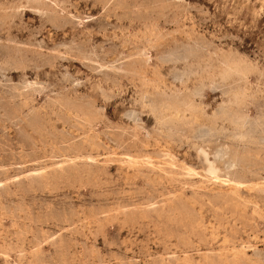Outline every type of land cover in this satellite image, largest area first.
I'll list each match as a JSON object with an SVG mask.
<instances>
[{"label": "rangeland", "instance_id": "374dc122", "mask_svg": "<svg viewBox=\"0 0 264 264\" xmlns=\"http://www.w3.org/2000/svg\"><path fill=\"white\" fill-rule=\"evenodd\" d=\"M0 264H264V0H0Z\"/></svg>", "mask_w": 264, "mask_h": 264}, {"label": "bare ground", "instance_id": "6f19581e", "mask_svg": "<svg viewBox=\"0 0 264 264\" xmlns=\"http://www.w3.org/2000/svg\"><path fill=\"white\" fill-rule=\"evenodd\" d=\"M253 129H255V128H253ZM250 130H252V129H250ZM216 171V170H215ZM206 173V172H205ZM209 174V173H208ZM228 177V176H227ZM225 179V178H224ZM228 180V179H227ZM215 181V180H214ZM237 184V183H236ZM255 192V191H254ZM256 194H257V192H256ZM257 197H259V196H257ZM262 198V197H261ZM260 199V198H259ZM54 239V238H53ZM40 240V239H39ZM39 240H37V241H39ZM54 242H55V239L53 240ZM246 262V261H245Z\"/></svg>", "mask_w": 264, "mask_h": 264}]
</instances>
